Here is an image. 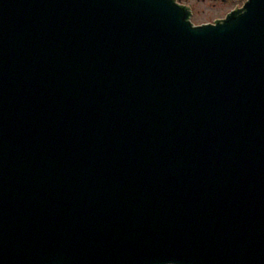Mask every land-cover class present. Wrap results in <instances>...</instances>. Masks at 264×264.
Here are the masks:
<instances>
[{
    "label": "water",
    "instance_id": "95a60500",
    "mask_svg": "<svg viewBox=\"0 0 264 264\" xmlns=\"http://www.w3.org/2000/svg\"><path fill=\"white\" fill-rule=\"evenodd\" d=\"M0 0V264H264V0Z\"/></svg>",
    "mask_w": 264,
    "mask_h": 264
},
{
    "label": "flooded vegetation",
    "instance_id": "af4514ba",
    "mask_svg": "<svg viewBox=\"0 0 264 264\" xmlns=\"http://www.w3.org/2000/svg\"><path fill=\"white\" fill-rule=\"evenodd\" d=\"M188 13L192 26L216 24L242 10L250 0H174Z\"/></svg>",
    "mask_w": 264,
    "mask_h": 264
}]
</instances>
